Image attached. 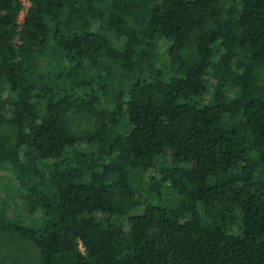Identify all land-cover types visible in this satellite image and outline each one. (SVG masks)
I'll list each match as a JSON object with an SVG mask.
<instances>
[{"label": "trees", "instance_id": "1", "mask_svg": "<svg viewBox=\"0 0 264 264\" xmlns=\"http://www.w3.org/2000/svg\"><path fill=\"white\" fill-rule=\"evenodd\" d=\"M22 8L0 0V264H264V0Z\"/></svg>", "mask_w": 264, "mask_h": 264}, {"label": "rangeland", "instance_id": "2", "mask_svg": "<svg viewBox=\"0 0 264 264\" xmlns=\"http://www.w3.org/2000/svg\"><path fill=\"white\" fill-rule=\"evenodd\" d=\"M164 49V48H162ZM11 178H12V174L10 172H8L6 169H3L2 167L0 168V198L4 199V198H9L12 194L11 191ZM11 201V200H10ZM14 203L13 201H11V208L10 210L12 212H14Z\"/></svg>", "mask_w": 264, "mask_h": 264}, {"label": "built area", "instance_id": "3", "mask_svg": "<svg viewBox=\"0 0 264 264\" xmlns=\"http://www.w3.org/2000/svg\"><path fill=\"white\" fill-rule=\"evenodd\" d=\"M22 3H23V8H22L20 15H19V19H18L19 23L22 22V20L24 19V16L26 15L27 9L30 5V0H22Z\"/></svg>", "mask_w": 264, "mask_h": 264}]
</instances>
